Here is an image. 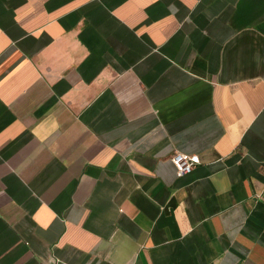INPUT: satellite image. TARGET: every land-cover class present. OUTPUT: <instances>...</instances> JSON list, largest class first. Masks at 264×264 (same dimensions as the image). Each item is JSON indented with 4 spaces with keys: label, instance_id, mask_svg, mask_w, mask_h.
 Listing matches in <instances>:
<instances>
[{
    "label": "crops",
    "instance_id": "obj_1",
    "mask_svg": "<svg viewBox=\"0 0 264 264\" xmlns=\"http://www.w3.org/2000/svg\"><path fill=\"white\" fill-rule=\"evenodd\" d=\"M0 264H264V0H0Z\"/></svg>",
    "mask_w": 264,
    "mask_h": 264
},
{
    "label": "built area",
    "instance_id": "obj_2",
    "mask_svg": "<svg viewBox=\"0 0 264 264\" xmlns=\"http://www.w3.org/2000/svg\"><path fill=\"white\" fill-rule=\"evenodd\" d=\"M172 163L179 175H188L193 172L196 160L186 154L176 153L172 158Z\"/></svg>",
    "mask_w": 264,
    "mask_h": 264
}]
</instances>
